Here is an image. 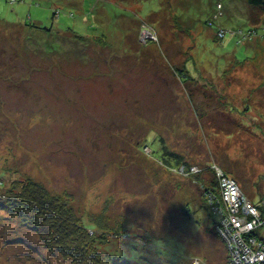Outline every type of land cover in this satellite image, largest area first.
<instances>
[{
    "label": "rangeland",
    "instance_id": "374dc122",
    "mask_svg": "<svg viewBox=\"0 0 264 264\" xmlns=\"http://www.w3.org/2000/svg\"><path fill=\"white\" fill-rule=\"evenodd\" d=\"M16 1L0 0V264H73L9 209L29 180L94 228L98 264H229L209 182L264 204V7Z\"/></svg>",
    "mask_w": 264,
    "mask_h": 264
},
{
    "label": "trees",
    "instance_id": "16d2710c",
    "mask_svg": "<svg viewBox=\"0 0 264 264\" xmlns=\"http://www.w3.org/2000/svg\"><path fill=\"white\" fill-rule=\"evenodd\" d=\"M14 1L15 3L17 2L16 0ZM247 1L249 5L254 7H264V0ZM219 5L218 9L222 8L221 4ZM41 30L51 32L46 27ZM168 156L174 157L173 155ZM163 161L166 160L163 159ZM216 176L215 171L212 180L209 182L211 188L213 187V192L214 188L219 189L220 185ZM20 190L18 198L13 200L9 209L12 213L16 212L19 214L23 224L28 225L32 231L38 233L41 237L43 236L46 246L52 247L54 252L60 253L61 256L69 258L73 264H98V259L101 255L96 252L95 243L98 239L94 228L85 227L76 212L65 200L55 195L51 196L45 188L30 180L22 183ZM259 206L261 207V205ZM100 220H98L99 222L97 221V227L105 231L106 222ZM215 223H218L217 217L213 220V224ZM103 239L104 237L99 238L102 242ZM221 241L228 250L227 240L221 239ZM229 259L230 255L227 256L226 260Z\"/></svg>",
    "mask_w": 264,
    "mask_h": 264
},
{
    "label": "built area",
    "instance_id": "2783aa9c",
    "mask_svg": "<svg viewBox=\"0 0 264 264\" xmlns=\"http://www.w3.org/2000/svg\"><path fill=\"white\" fill-rule=\"evenodd\" d=\"M220 182L219 190L226 193V200L223 198L216 216L221 217L220 222H225L229 264H264V260L259 259V256L264 258V239L253 234L258 233L259 226H264V204L255 205L246 194L239 191L235 181L222 178ZM247 203L251 210L247 209ZM232 222L237 223L238 229L233 228ZM247 224L254 227L244 234L240 227L246 228Z\"/></svg>",
    "mask_w": 264,
    "mask_h": 264
},
{
    "label": "clouds",
    "instance_id": "9594fccd",
    "mask_svg": "<svg viewBox=\"0 0 264 264\" xmlns=\"http://www.w3.org/2000/svg\"><path fill=\"white\" fill-rule=\"evenodd\" d=\"M249 198V197H248Z\"/></svg>",
    "mask_w": 264,
    "mask_h": 264
}]
</instances>
